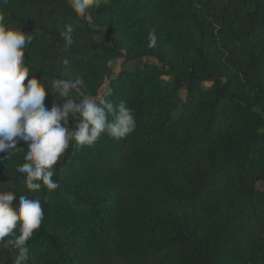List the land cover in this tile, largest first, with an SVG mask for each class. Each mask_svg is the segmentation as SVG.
<instances>
[{
    "label": "trees",
    "instance_id": "1",
    "mask_svg": "<svg viewBox=\"0 0 264 264\" xmlns=\"http://www.w3.org/2000/svg\"><path fill=\"white\" fill-rule=\"evenodd\" d=\"M190 1L183 11L173 4L175 0H111L97 8L96 14L120 6L145 7L164 10L183 21L194 18L200 27L198 13L190 5L209 6L219 0ZM223 1L245 12L238 19L215 9L208 11L211 19L222 24L235 20V29L222 35L220 41L225 51L235 56L243 90L230 86L229 72L219 66L210 70L200 31L188 36L184 47L200 58L201 68L170 61L172 52L166 51L159 53L160 64L139 58L134 66L123 68L99 94V87L111 75L109 61L129 59L131 49L124 37L133 30L131 25L117 28L103 23L93 28L72 11L68 0H24L28 7L46 8L50 19L68 21L86 36V41L73 39V44L65 47L61 31L49 23L50 19L30 21L8 4L0 9L7 23L32 34L58 62L47 67L29 65L45 87L50 88L53 78L79 79L82 83L73 90V97L87 95L114 104L126 101L137 123L136 130L120 140L102 134L91 147L71 142L54 165L53 179L59 187L52 191L42 187L31 192L22 183L25 177L16 167L24 163L27 145L23 141L17 145L22 148L8 159L0 153L5 157L0 163V189L13 191L17 200L20 195L39 199L44 212L40 228L27 243L26 264H160L173 249L180 255L176 264L228 262V240L236 236L237 227L189 229L184 215L166 206L168 202L194 205L220 176L241 174L264 155V49L256 51L251 46L264 37V0ZM184 35L178 32L180 40ZM64 57L69 64L91 65L77 76L71 75L61 63ZM162 75H170V81L162 82ZM204 81L210 86L205 87ZM181 90L186 92L183 99ZM198 97L207 100L205 109L197 113L205 118L202 135L174 136L171 130L188 116ZM53 103L61 101L47 94L45 107L50 110ZM78 123L69 118L70 130L75 131ZM220 127L221 133L214 138ZM259 180H264V165L257 167L246 185L244 201L262 212L264 189L255 187ZM216 217L213 212L209 220ZM17 254L18 249H5L0 242V264H13Z\"/></svg>",
    "mask_w": 264,
    "mask_h": 264
},
{
    "label": "clouds",
    "instance_id": "2",
    "mask_svg": "<svg viewBox=\"0 0 264 264\" xmlns=\"http://www.w3.org/2000/svg\"><path fill=\"white\" fill-rule=\"evenodd\" d=\"M108 2L68 0L72 11L80 17L89 8H98ZM8 3L9 0H0V9ZM73 32L72 24L63 25L60 35L65 47L73 44ZM33 40L32 34L7 23L5 15L0 12V153H5L8 159L22 148L17 145L23 141L27 145L24 163L16 167V171L25 177L22 183L31 192L42 187L52 191L59 187L53 179L54 165L71 142L91 147L102 134L120 140L132 134L137 123L126 101L114 104L110 100L101 98L97 101L87 95L73 97V90L82 83L79 79L53 78L50 88L45 87L24 59L25 51ZM147 40L148 47H156L155 28L148 32ZM61 63L68 66L70 61L64 57ZM49 93L61 101L53 103L50 110L44 105ZM69 118L79 120L75 131L69 128ZM4 158L0 157V163ZM43 218L39 199L20 195L17 200L13 191L0 189V242L5 249H18L13 264H26L27 243L34 231L40 228Z\"/></svg>",
    "mask_w": 264,
    "mask_h": 264
},
{
    "label": "rangeland",
    "instance_id": "3",
    "mask_svg": "<svg viewBox=\"0 0 264 264\" xmlns=\"http://www.w3.org/2000/svg\"><path fill=\"white\" fill-rule=\"evenodd\" d=\"M190 2V0H175L173 4L179 5L180 10L186 11ZM27 4L24 0H9L8 3V5L13 7L14 11L24 15L30 21L50 19L46 8L37 5L28 7ZM103 5L105 4L102 3L100 7ZM190 7L193 12L198 13L200 27L197 26L194 18L187 17V21H183L185 19L176 16L171 17L161 9L120 6L106 11H99L96 14V7L89 8L86 14L80 17L86 21L89 27L97 28L103 23H110L117 28L126 25H131L133 28L131 33L124 37L126 45L131 49L128 56L129 59L125 61L123 58H117L109 61L108 65L111 68V75L99 87V94L108 89L109 79L115 77L123 68L134 66L138 63L137 60L139 58L160 64L159 53L165 54L166 51L172 52L170 61L181 62L184 65L194 66L197 69L201 68L203 63L200 58L184 47L188 43L187 37L200 31L203 51L206 54L205 59L208 61L210 70L219 66L230 73L232 77L231 87L234 86L233 88L240 90L245 89L243 76L235 70V56L227 53L220 41L222 35L228 34L231 30L235 29V20L233 18L230 22L222 24L220 20L211 19L208 15L209 9H215L216 11L224 12L225 15H232L235 18L241 19L245 13L244 9L235 5H227L223 0L215 1L209 6L192 4ZM49 23L60 31L63 29V25L69 24L68 21L63 19L58 20L54 17L49 20ZM152 28H155L157 32V45L150 48L148 47L147 34ZM178 32L185 34L182 40H180ZM73 39L83 42L86 41V36L79 34L74 27ZM251 46L256 51L264 49V37L253 41ZM45 50L49 51L48 49ZM45 50L33 40L25 51L24 59L28 65L41 63L47 67L50 66L51 62L57 64L58 62ZM151 50L152 52H150ZM122 51L125 53L124 50ZM90 65L87 62H75L68 66L64 65V67L65 71L77 76V74L87 69ZM170 77V75H162L160 79L162 82H167L170 81ZM210 84L207 81L203 82L205 87H209ZM262 84L264 85V77L262 78ZM185 93V90H181L179 95L182 99L185 97ZM206 102V99L198 97L195 104L188 111V116L182 119L171 130V133L174 136L200 137L203 133L205 118L201 114H198L205 109ZM221 131L222 127L218 129V132L214 134L215 137H213L216 138ZM263 165L264 155L246 167L241 174L236 173L233 177L220 176L218 181L207 190V194L202 200L194 205L166 203V206L176 214L184 215V222L189 229L201 231L206 227L211 231H217L223 226L237 227L238 233L236 236L228 240L231 256L226 264H264V209L262 212L257 211L254 205L244 201V193L247 192L246 185H249L255 176L257 167ZM255 187L258 190H263L264 180L256 182ZM217 204L221 205L219 206L221 207L219 210H216ZM213 212H216L217 217L209 220V215ZM179 256V251L173 249L160 264H176Z\"/></svg>",
    "mask_w": 264,
    "mask_h": 264
}]
</instances>
